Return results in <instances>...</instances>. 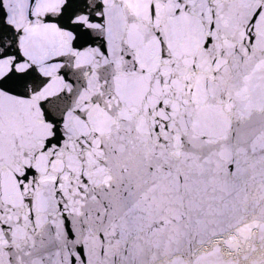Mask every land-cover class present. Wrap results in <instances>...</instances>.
Wrapping results in <instances>:
<instances>
[{
    "label": "snow or ice",
    "instance_id": "6c2138e0",
    "mask_svg": "<svg viewBox=\"0 0 264 264\" xmlns=\"http://www.w3.org/2000/svg\"><path fill=\"white\" fill-rule=\"evenodd\" d=\"M0 264H264V0H0Z\"/></svg>",
    "mask_w": 264,
    "mask_h": 264
}]
</instances>
